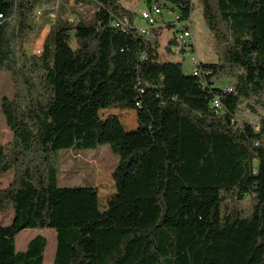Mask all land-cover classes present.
<instances>
[{
	"label": "trees",
	"instance_id": "16d2710c",
	"mask_svg": "<svg viewBox=\"0 0 264 264\" xmlns=\"http://www.w3.org/2000/svg\"><path fill=\"white\" fill-rule=\"evenodd\" d=\"M58 1L0 0V72L13 85L0 101L11 133L0 176L13 173L0 189V214H12L0 264L43 263L42 235L16 250L25 229L54 231L53 264H264V116L257 127L235 121L264 105V0H197L219 54L199 64L203 76L159 61L157 27L140 34L120 0H88L91 20L74 26ZM147 4L178 24L193 12L192 0ZM46 25L41 54H27ZM112 109L132 110L134 129L101 116ZM104 145L117 163L100 210L96 188L57 186L53 157Z\"/></svg>",
	"mask_w": 264,
	"mask_h": 264
},
{
	"label": "rangeland",
	"instance_id": "374dc122",
	"mask_svg": "<svg viewBox=\"0 0 264 264\" xmlns=\"http://www.w3.org/2000/svg\"><path fill=\"white\" fill-rule=\"evenodd\" d=\"M60 8L65 7L62 17L69 25L74 26L77 19L84 18L90 21L94 6L88 0H80V5L70 0L65 5V0L58 1ZM123 8L134 13V25L136 28H145L147 25L141 18L140 14L148 8L147 0H120ZM155 4V3H151ZM193 12L189 19L190 32L194 44V51L189 55H175L170 52L169 42L173 38L174 31L166 27V23L172 21V17L163 10L161 17L157 21L156 38L158 41L159 61L161 62H178L182 65L183 72L190 74L192 70V60L201 63H215L219 60V54L213 48V39L209 30L206 28L200 10L197 8V0H192ZM42 10L35 12L37 21L42 20ZM54 17V14L51 15ZM159 26V27H158ZM181 29V25L178 26ZM50 26L46 25L37 35L35 40L25 47L27 54L40 55L43 50V44L48 35ZM218 85L226 86L227 81L221 80ZM13 95V85L10 75L6 72H0V101L3 97L11 98ZM263 110L260 109L258 114L252 113L242 108L239 109L235 121L237 124L242 122L257 125ZM103 118L116 116L126 131L134 129L135 122L132 110H106L102 111ZM11 140V133L6 126L5 120L0 112V145H4ZM54 165L57 170L58 187H93L98 191V204L100 210L106 209V200L115 193L113 181L111 179L112 171L117 163V156L110 152L109 148L99 146L93 150H59L55 153ZM12 172L0 176V189L5 188L11 181ZM251 202L244 200L240 204L243 214L246 216L251 212ZM12 214H0V226H5L11 221ZM42 235L47 240V246L44 253V264L47 263L49 254L55 248V233L51 229H25L15 238V248L21 251L25 248L29 237Z\"/></svg>",
	"mask_w": 264,
	"mask_h": 264
},
{
	"label": "built area",
	"instance_id": "2783aa9c",
	"mask_svg": "<svg viewBox=\"0 0 264 264\" xmlns=\"http://www.w3.org/2000/svg\"><path fill=\"white\" fill-rule=\"evenodd\" d=\"M166 12L172 17V21L175 23L176 16H174V14L168 11ZM162 13H163V9L158 8L156 5H152L150 8H147L146 10H144L140 14V16L145 21L147 26L145 28H140V29L137 28L138 32L140 34L148 35L150 29L157 27V21L161 17ZM179 25H181L182 27L181 29L178 28ZM113 26L114 27H125L123 24L117 21H114ZM173 31H174V34H173L172 39L174 40V44L170 46L171 48L170 52L172 54H175V55L179 54L182 56L192 54L194 51V44H193L192 35L190 32L189 22L181 23V24L175 23V28L173 29ZM199 64H200L199 62L192 60L191 74L194 76H203V75L209 74L208 72L201 70L199 68ZM226 91H231V89L229 87H226L224 89V92ZM212 106L216 111H220L222 109V106L218 99L213 100ZM262 110H263V116H264V105H263Z\"/></svg>",
	"mask_w": 264,
	"mask_h": 264
},
{
	"label": "crops",
	"instance_id": "0c3cea01",
	"mask_svg": "<svg viewBox=\"0 0 264 264\" xmlns=\"http://www.w3.org/2000/svg\"><path fill=\"white\" fill-rule=\"evenodd\" d=\"M158 27H159V26H158ZM200 63H201V62H200ZM32 237H33V236H31V237L28 238L26 244L28 243V241H29ZM25 247H26V245H25ZM24 249H25V248H24ZM24 249H23V250H24ZM54 250H55V248H54ZM54 250L51 252V254H49V257L47 258V263H46V264H53ZM21 251H22V250H21ZM44 262H45V260H44V258H43V263H42V264H44Z\"/></svg>",
	"mask_w": 264,
	"mask_h": 264
}]
</instances>
